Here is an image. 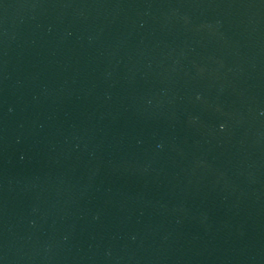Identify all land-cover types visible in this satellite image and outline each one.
<instances>
[{
    "label": "water",
    "instance_id": "1",
    "mask_svg": "<svg viewBox=\"0 0 264 264\" xmlns=\"http://www.w3.org/2000/svg\"><path fill=\"white\" fill-rule=\"evenodd\" d=\"M0 264H264V0H0Z\"/></svg>",
    "mask_w": 264,
    "mask_h": 264
}]
</instances>
